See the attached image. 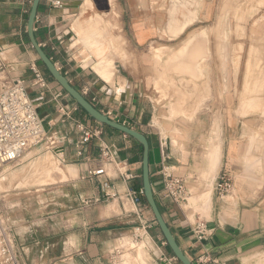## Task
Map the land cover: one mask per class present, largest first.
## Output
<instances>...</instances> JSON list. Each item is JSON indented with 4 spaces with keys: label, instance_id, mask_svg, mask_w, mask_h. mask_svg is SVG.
<instances>
[{
    "label": "crops",
    "instance_id": "0c3cea01",
    "mask_svg": "<svg viewBox=\"0 0 264 264\" xmlns=\"http://www.w3.org/2000/svg\"><path fill=\"white\" fill-rule=\"evenodd\" d=\"M53 1L60 6H54ZM177 1L40 0L34 23L35 39L69 83L97 109L110 112V118L147 137L151 185L157 205L177 244L193 264H264V185H256V175L251 180L244 176L251 171L246 169L248 159H253L258 166L264 165L263 153L248 151L250 145L256 148L251 131L256 130L261 121L235 120L224 102L220 153H197L196 146L192 147L190 142H185L184 152L167 151V139L152 129L159 95L153 99L147 93L151 89L154 95L159 92L155 83L157 77L150 69L151 47L177 48L190 35L186 36L189 30H197L198 23L210 21L214 14L210 0H203L197 19L183 32L172 36L168 30L176 26L171 22L180 20L181 14L189 10H180ZM30 3L31 0H0L2 56L8 75L23 79L38 105L48 135L44 147L59 164L49 154L44 157L49 156L52 164H57L62 171L54 167L43 170L31 160L9 174L15 179L14 189L44 185L53 179L52 173L69 179L51 183L52 196L44 205L45 210H50L45 217L38 216L39 209H35V213L25 212L24 216L12 219L21 264H26V259L29 264H47L66 255H70L68 264H181L165 243L141 195L139 202H135L131 194L133 185L140 180L141 145L89 117L49 77L26 35ZM98 44L104 47L101 61H107L105 57L110 60V72H102L100 57L94 53ZM166 60L167 56L163 55L162 61ZM33 63L47 81L45 89L33 85L30 70ZM59 103L69 111L66 119L57 111ZM214 107L207 100L204 108L210 111ZM206 122L199 119L195 126L211 125L212 132L215 126L220 129L217 118L211 124ZM78 124L96 129L99 134L81 144ZM197 127L195 133H198ZM172 143H175L173 139ZM101 144L110 147L115 166L112 170L109 165L113 163L105 165V174H88L89 170L103 164L99 158ZM56 148L61 151L63 160L58 158ZM30 156L31 153H27L24 158ZM211 168L213 174L208 175ZM163 169L183 179L187 189L192 176L203 173L211 176L206 187H199L202 190L196 193L192 203L189 198L191 205L196 199H199L197 205H202L205 200L198 198L199 194L210 185V200L205 201L207 208L193 205L206 211L205 216L197 212L189 215L183 204H175L163 196L160 175ZM127 171L137 177L126 179ZM221 171H227L232 179L231 189L224 195H219L215 189ZM107 178L108 187H104ZM55 191L62 193L57 195ZM24 208L33 209L32 204ZM51 220L61 221L63 232L56 233L54 227L48 225L45 237L39 239L36 233L40 224ZM67 221L70 223L65 227ZM196 222L205 226L201 238L195 233ZM141 224L145 229L140 231L141 238L135 244L132 241L134 228ZM18 229L26 239L17 237ZM140 249L143 256L138 253Z\"/></svg>",
    "mask_w": 264,
    "mask_h": 264
},
{
    "label": "rangeland",
    "instance_id": "374dc122",
    "mask_svg": "<svg viewBox=\"0 0 264 264\" xmlns=\"http://www.w3.org/2000/svg\"><path fill=\"white\" fill-rule=\"evenodd\" d=\"M202 1H177L176 6H179L180 10H189L181 14L180 20L174 19L171 22L176 26V29L168 30L172 36H177L183 32L186 27L197 19V10H199ZM210 3L214 8L213 18L208 22L198 23L196 25L197 30L191 29L186 34L188 36L189 34H197L200 31L206 32L204 42L207 48V57L200 62L198 75L192 76L187 72H181L177 68L178 64H174V62L179 63L176 62L178 59L176 60L175 57L179 58L176 55H179L178 49L185 40L177 48L169 46L165 48L151 47L150 69L151 73H155L157 77L155 83L159 92L154 95V91L151 89L147 93L153 99H156L159 95L157 117L153 122L152 129H155L157 135L159 134L161 138L165 137L164 139H167V151L178 149V151L184 152L187 149L186 143L190 142L192 147L195 148L196 146L197 153H206L210 136L221 142V105L225 102L230 107V117L235 120L245 118L261 121L257 129L251 131V138L255 139L252 144H255L256 148H251L249 153L264 154V0H210ZM180 26H183V29H180ZM173 48L175 49L172 51ZM163 55L167 56L165 63L162 61ZM158 60L160 61L157 64ZM105 79L109 80L107 77ZM176 91L183 98L181 104L175 98ZM207 100L215 106L210 111H206L204 108ZM214 118L219 120L220 129L219 126L215 128L218 130L212 132V126L208 127L207 124L202 127L195 126L199 119H202L204 123L207 121L206 123L211 124ZM196 127L198 133H195ZM172 139L175 142L174 144ZM27 153H31V156L24 158ZM46 154H49L54 162H57L51 152L45 149L44 144H42L26 151L15 163L0 169V198L3 199V204L9 207L7 212L11 219L20 218L25 215V212L33 213L35 209H39L38 216L45 217L46 212L50 210V208L45 210L44 205L52 196L50 192L51 183L53 181L64 182L69 179H64L61 175L52 173L53 179L44 185H26L20 189L13 188L15 179L9 173L22 165L28 164L31 160L36 162L35 165L42 167L43 170L54 167L62 171L57 164H52L49 156H46L45 159ZM262 161L264 162V157ZM109 166L113 170L115 163ZM246 166V169L251 171L245 173L244 176L251 180L256 175V185L258 187L263 186V163L258 166L257 163L253 162V159H248ZM208 175L212 174L208 171ZM210 177L203 173L190 178V182L187 184L190 190L188 203H186L187 205L183 204V208L186 209L189 215L194 212H197L199 216L206 215V211L203 212L194 207L207 208L206 200H202V205H197L199 199H196L195 203L191 205L189 198H195V194L202 190L199 187L204 188L209 184ZM208 186L211 188L210 185ZM55 193L60 195L62 192L55 191ZM30 204H32V211L29 208H24ZM127 208L130 209V206ZM69 223L67 221L64 226L67 227ZM48 225L54 227L56 233L61 234L63 232L61 221L43 222L36 233L39 239L45 237L48 232ZM18 232L20 234L17 237L22 239L21 230ZM128 241H131L130 237ZM25 262L29 264V260L26 259ZM116 263H119L118 259Z\"/></svg>",
    "mask_w": 264,
    "mask_h": 264
},
{
    "label": "built area",
    "instance_id": "2783aa9c",
    "mask_svg": "<svg viewBox=\"0 0 264 264\" xmlns=\"http://www.w3.org/2000/svg\"><path fill=\"white\" fill-rule=\"evenodd\" d=\"M54 6H60L53 1ZM3 47L0 45V169L18 161L29 149L41 146L48 142V135L43 119L38 113V105L32 99L25 82L20 78H11L7 72V66L2 56ZM33 85L39 89L47 87V81L36 64L30 65ZM57 111L66 119L69 111L62 104H58ZM107 116L110 112L105 113ZM80 131V143L89 141L99 134L96 129L87 128L78 124ZM58 149V148H56ZM58 158L63 160L61 151L58 149ZM80 154V152H79ZM99 158L103 161L102 166L95 170H89L88 174H105V165L114 163L110 147L101 144ZM163 196L175 204L187 203L189 191L185 181L174 176L171 171L161 170ZM126 179H134L137 175L126 172ZM108 178L103 182L108 187ZM232 179L227 171H221L215 182V189L219 195L227 194L231 189ZM134 201L139 202L138 196L142 195V189L132 190ZM0 264H21L18 248L14 240V222L8 215L7 207L0 198ZM205 226L196 222L195 233L198 238L205 234ZM145 229L143 224L134 228L133 243H138L141 238L140 231ZM70 255L53 259L47 264H68Z\"/></svg>",
    "mask_w": 264,
    "mask_h": 264
},
{
    "label": "water",
    "instance_id": "95a60500",
    "mask_svg": "<svg viewBox=\"0 0 264 264\" xmlns=\"http://www.w3.org/2000/svg\"><path fill=\"white\" fill-rule=\"evenodd\" d=\"M40 0H31L29 11L26 19V35L29 41L30 46L35 51L37 58L44 65L45 69L52 77V79L69 95L75 103L92 119L96 122L105 125L109 128L117 130L124 135H127L137 141L141 145V186L142 194L147 203L149 210L152 213L153 219L162 234L165 243L169 247L173 256L181 264H193L189 258L183 253L179 245L177 244L175 237L167 225L154 196L152 185H151V176L149 169V142L147 137L140 131L129 127L123 123H120L105 113L97 109L85 96L72 86L68 79L60 72V70L55 66L51 61L49 56L43 50L41 45L37 42L34 35V23L37 13V7Z\"/></svg>",
    "mask_w": 264,
    "mask_h": 264
},
{
    "label": "bare ground",
    "instance_id": "6f19581e",
    "mask_svg": "<svg viewBox=\"0 0 264 264\" xmlns=\"http://www.w3.org/2000/svg\"><path fill=\"white\" fill-rule=\"evenodd\" d=\"M205 34H206L205 31H200L197 34H192L188 38L185 39V41L182 43L181 47L179 46L180 47L178 49L179 55L175 54L176 56H179V58L175 57L176 60L177 59L179 60V61L177 60L176 62H179V63L174 62V64H178L177 68L180 69L181 72H187V73L191 74L192 76L198 75L200 62L203 59H206V57H207V48H206V45L204 42ZM153 52H155V51H153ZM94 53L97 57H100V61H101V57L104 56V47L101 46L100 44H98ZM175 53H176V51H175ZM105 59H107V61H103V62L99 61L100 62L99 65L103 69V71L101 70L102 72H104L105 70L109 71V68L111 66V64L109 63V61H110L109 58L105 57ZM102 60H104V58H102ZM235 68L237 69V67H235ZM99 70H100V68L97 69V71H99ZM175 98L181 104L183 98L179 94L178 91H176ZM176 107H178V106H176ZM217 127L218 126H215L214 130H218V129H215ZM214 133H215V131H214ZM215 138H217V137H215ZM214 141H216V142H214ZM220 143L221 142L218 140H215L213 136H210L209 146L207 148L206 153H220L221 152ZM251 148H252V145H250L249 150H251ZM45 159H46V157H45ZM47 160H48V158H47ZM68 171H69V169H68ZM213 171H214L213 168H211L210 173L213 174ZM63 173H64V171H63ZM64 176H65V173H64ZM199 195H200L199 198L202 197L204 200L209 201L210 200V188H209V186L207 188H205L204 191H202L201 194H199ZM190 199H191L190 203H192L195 198H190ZM138 253L140 254V256H143V250L140 249Z\"/></svg>",
    "mask_w": 264,
    "mask_h": 264
},
{
    "label": "trees",
    "instance_id": "16d2710c",
    "mask_svg": "<svg viewBox=\"0 0 264 264\" xmlns=\"http://www.w3.org/2000/svg\"><path fill=\"white\" fill-rule=\"evenodd\" d=\"M41 65L44 67V65L41 63ZM44 69H45V67H44ZM45 71L47 72V70L45 69ZM47 74L49 75V73L47 72ZM49 77L52 79V77L49 75ZM141 154V153H140ZM133 189L134 190H139V189H142V186H141V181L139 180L137 183H135L134 185H133ZM141 201L144 203V204H146L147 205V203H146V201H145V199H144V197H143V195H141Z\"/></svg>",
    "mask_w": 264,
    "mask_h": 264
}]
</instances>
